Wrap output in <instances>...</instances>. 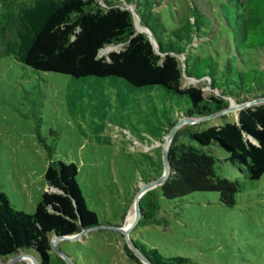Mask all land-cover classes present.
<instances>
[{
    "label": "trees",
    "instance_id": "obj_1",
    "mask_svg": "<svg viewBox=\"0 0 264 264\" xmlns=\"http://www.w3.org/2000/svg\"><path fill=\"white\" fill-rule=\"evenodd\" d=\"M203 1L0 0V60L11 56L36 72L69 75L68 110L75 114L77 108L81 121L91 118L93 134L103 133L109 116L118 114L121 122L115 125L125 129L129 121L132 135L136 130L160 140L179 114L197 118L227 108L231 100L264 98V66L258 58L264 49V0ZM136 16L153 41L138 31ZM117 44L121 49L101 53ZM185 76L204 78L213 92L206 96L202 87L184 86ZM26 93L35 108L43 106L39 83ZM34 117L39 125L41 117ZM213 145L227 152L225 160L240 178L217 175ZM78 174L75 162L51 160L48 189L33 213L14 208L0 190V261L29 251L38 264H68L53 250L51 238L100 224ZM263 174L264 101L239 109L237 121L200 130L185 124L170 143L166 179L140 198L137 226L168 224L166 207L184 206L194 192L218 193L221 203L233 206L245 182ZM131 239L152 264H214ZM124 249L143 264L126 242Z\"/></svg>",
    "mask_w": 264,
    "mask_h": 264
},
{
    "label": "rangeland",
    "instance_id": "obj_2",
    "mask_svg": "<svg viewBox=\"0 0 264 264\" xmlns=\"http://www.w3.org/2000/svg\"><path fill=\"white\" fill-rule=\"evenodd\" d=\"M137 29L143 31L141 25ZM121 47L122 44L111 45L101 53ZM258 58L264 66V49ZM69 80L67 74L36 72L11 56L0 60V190L7 193L14 208L33 213L48 189L45 173L49 162H75L83 194L98 214L100 224L76 237L59 239L56 244L75 255L80 264H137L127 256L126 238L118 228L128 227L129 213L136 215L134 198L148 182L146 176L152 180L163 173L166 135L160 140L146 139L136 130L132 135L129 121L123 122L125 129L115 125L121 122L118 114L109 116L112 123L105 122L103 133L93 134L91 118L81 121L77 108L75 114L68 110ZM34 83H39L44 92L43 106L39 108L26 99V91ZM183 85L202 87L206 96L213 92L204 78L185 76ZM238 112L239 108L230 109L190 125L200 130L237 121ZM34 115L41 117L39 125ZM184 116L179 114L177 118ZM211 153L216 158L217 175L232 180L241 177L225 160L226 151L213 145ZM160 167L163 169L159 175ZM160 185L156 183L151 189H159ZM164 215L169 218L168 224H136L128 236L145 240L167 254L183 253L201 262L264 264V174L258 180L245 182L233 206L221 203L218 193L194 192L184 206L174 210L166 207ZM21 253L35 256L29 251L17 254ZM25 256L10 264H32Z\"/></svg>",
    "mask_w": 264,
    "mask_h": 264
},
{
    "label": "water",
    "instance_id": "obj_3",
    "mask_svg": "<svg viewBox=\"0 0 264 264\" xmlns=\"http://www.w3.org/2000/svg\"><path fill=\"white\" fill-rule=\"evenodd\" d=\"M135 24H136V27H137V24H140L138 16H136V18H135ZM141 27L143 28L142 29L143 31H145V32H147L149 34L150 39L153 41V38L151 36L150 31L147 28H145L144 26H142V25H141ZM260 101H264V98L254 99L252 101H248V102H244V103H240V104H236V103H234L231 100L230 103H229V106L227 108L223 109V110L217 111V112L209 114L207 116H202V117H197V118H194V117H182V118H179L177 120V122L171 127V129L168 132V134L166 135V138H165V141H164V147H163L164 171H163V173L158 178H155V179H152V180L146 182L142 187L139 188L138 192L136 193L135 198H134L135 206H136V218H135L134 223L129 228H118L121 231V233L125 236L126 244L128 245V247L134 252V254L139 258V260L143 264H152V263L148 260V258L133 243V241L131 239V236H128L129 235V231H130V229L133 226H135L138 223V220L140 218V198H141V196L147 190L151 189L152 186H154L156 183H162L167 177V174L169 172V146H170V143H171V141H172V139L174 137V134L178 130V128H180L182 125H184L186 123L187 124H191V123H194L196 121H200V120H203L205 118L212 117V116H214L216 114H220V113L225 112L227 110L234 109V108L241 109L242 107H245V106H247L249 104L257 103V102H260ZM98 226L99 225H96V226H93V227H88V228H83L80 232L74 233V234H71V235H57V236H53L51 238V246H52L53 250L56 253H58L61 257H63L68 264H73L71 259H70V257L66 254V252H64L63 250H61L58 247V245L56 244L57 241L59 239H68V238L76 237L77 235L83 233L84 231H86L88 229H91V228L98 227ZM22 254L31 256L34 259V263L33 264H38L37 257L34 256L33 254H30V253L17 254L15 256H13L10 260H8L6 262V264H10L13 261L21 258Z\"/></svg>",
    "mask_w": 264,
    "mask_h": 264
},
{
    "label": "bare ground",
    "instance_id": "obj_4",
    "mask_svg": "<svg viewBox=\"0 0 264 264\" xmlns=\"http://www.w3.org/2000/svg\"><path fill=\"white\" fill-rule=\"evenodd\" d=\"M143 29V28H142ZM134 204H135V201H134ZM135 209H136V206H135ZM135 218H136V215H135V213L134 212H131V213H129L128 214V216H127V223H126V225L128 226L127 228H129L133 223H134V221H135ZM133 221V222H132ZM132 223V224H131ZM131 224V225H130ZM130 225V226H129ZM22 256H24V254H22L21 255V257ZM26 256H28V255H26ZM25 256V257H26ZM30 257V258H29ZM31 256H28V257H26V259H28L29 260V262H31L32 264L34 263V259L32 258Z\"/></svg>",
    "mask_w": 264,
    "mask_h": 264
}]
</instances>
